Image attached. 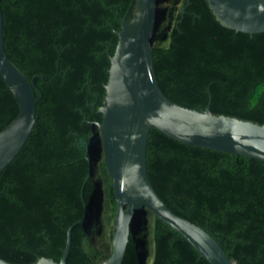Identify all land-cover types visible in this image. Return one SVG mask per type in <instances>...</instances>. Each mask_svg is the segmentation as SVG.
Wrapping results in <instances>:
<instances>
[{"label":"trees","instance_id":"1","mask_svg":"<svg viewBox=\"0 0 264 264\" xmlns=\"http://www.w3.org/2000/svg\"><path fill=\"white\" fill-rule=\"evenodd\" d=\"M131 1L0 0L4 50L41 94L30 135L0 173L5 261H58L73 223L67 264H99L111 252L117 204L93 122L101 121L94 110ZM186 3H159L152 56L161 91L187 108L209 104L214 114L264 123V32L222 26L206 0ZM17 113L0 75V130ZM146 157L155 192L175 214L220 241L235 264H264V161L188 145L154 128ZM122 264L209 263L144 209L131 223Z\"/></svg>","mask_w":264,"mask_h":264},{"label":"water","instance_id":"2","mask_svg":"<svg viewBox=\"0 0 264 264\" xmlns=\"http://www.w3.org/2000/svg\"><path fill=\"white\" fill-rule=\"evenodd\" d=\"M161 0H132L131 17L120 19L117 42L109 56L108 78L96 114L104 165L112 179L117 209L113 220L112 249L99 264H122L131 223L144 209L172 228L209 264H235L210 233L175 214L157 195L147 175L146 149L154 128L192 146L239 154L264 161V123L214 114L209 104L203 111L168 99L161 91L153 65V39ZM224 27L248 34L264 32V0H206ZM190 0H187L186 6ZM183 8V12L186 8ZM0 75L14 95L18 113L0 130V173L20 151L35 122L37 87L4 50L0 9ZM41 80L43 77L38 76ZM95 102L92 104L94 107ZM90 163V161H89ZM91 175L85 177V181ZM82 194V192H81ZM79 222H86L85 219ZM58 261L39 257L32 264H67L71 229ZM149 257V252L147 253ZM0 264H14L0 258Z\"/></svg>","mask_w":264,"mask_h":264},{"label":"rangeland","instance_id":"3","mask_svg":"<svg viewBox=\"0 0 264 264\" xmlns=\"http://www.w3.org/2000/svg\"><path fill=\"white\" fill-rule=\"evenodd\" d=\"M183 0H176V6L178 7L180 4H181V2H182ZM101 151V150H100ZM99 151V156H100V154H101V152Z\"/></svg>","mask_w":264,"mask_h":264}]
</instances>
